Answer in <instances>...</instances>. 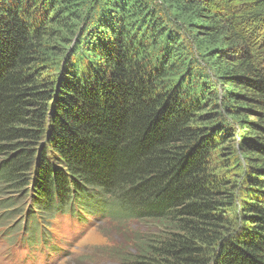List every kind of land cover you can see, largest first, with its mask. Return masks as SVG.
Masks as SVG:
<instances>
[{"label":"trees","instance_id":"1","mask_svg":"<svg viewBox=\"0 0 264 264\" xmlns=\"http://www.w3.org/2000/svg\"><path fill=\"white\" fill-rule=\"evenodd\" d=\"M8 191L42 254L104 216L158 225L121 264H264V0H0Z\"/></svg>","mask_w":264,"mask_h":264},{"label":"rangeland","instance_id":"2","mask_svg":"<svg viewBox=\"0 0 264 264\" xmlns=\"http://www.w3.org/2000/svg\"><path fill=\"white\" fill-rule=\"evenodd\" d=\"M20 194L8 191L6 196L1 195L0 203L5 197L17 198ZM24 210V216L20 217L17 209L9 213L0 210V264H121L122 255L135 252L130 243L134 234L158 231V225L150 222H119L104 216L84 220L61 217L51 222L46 231L50 236L46 243L55 245L56 250H46L47 254L41 255L39 247L42 244L30 250V244H23L21 232L14 233L13 228H9L14 220L6 222L1 216L2 213L8 217L17 215L15 220L26 221L24 217L28 219L30 215L27 205ZM45 255L47 257L42 260Z\"/></svg>","mask_w":264,"mask_h":264},{"label":"bare ground","instance_id":"3","mask_svg":"<svg viewBox=\"0 0 264 264\" xmlns=\"http://www.w3.org/2000/svg\"><path fill=\"white\" fill-rule=\"evenodd\" d=\"M69 197V196H68ZM75 197V196H74ZM70 198H72V197H70ZM69 199V198H68ZM73 199V198H72ZM77 199H79V198H77ZM59 201V200H58ZM69 201V200H68ZM65 202H67V200H65ZM76 202V201H75ZM68 203V205H69V203L70 202H67ZM73 203V202H72ZM69 207V206H68ZM73 207V206H72ZM106 208H107V206H106ZM68 209H71V207L70 208H68ZM74 209V208H73ZM105 210V209H104ZM66 212V211H65ZM64 212V213H65ZM71 213V212H70ZM74 213V212H73ZM106 214V213H105ZM74 214H72V216H73ZM102 215H104V212H103V214ZM88 216V215H87ZM10 221H12V220H14V222H12V223H20L21 221L19 220V221H17V220H15V219H13V218H11V219H9ZM83 220H84V218H83ZM1 221V220H0ZM46 223V222H45ZM0 224H1V222H0ZM74 257V256H73Z\"/></svg>","mask_w":264,"mask_h":264}]
</instances>
